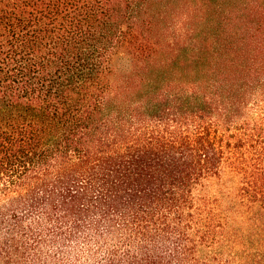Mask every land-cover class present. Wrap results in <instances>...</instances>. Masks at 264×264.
I'll list each match as a JSON object with an SVG mask.
<instances>
[{
  "label": "trees",
  "instance_id": "1",
  "mask_svg": "<svg viewBox=\"0 0 264 264\" xmlns=\"http://www.w3.org/2000/svg\"><path fill=\"white\" fill-rule=\"evenodd\" d=\"M192 1L0 0V264H264V0Z\"/></svg>",
  "mask_w": 264,
  "mask_h": 264
},
{
  "label": "rangeland",
  "instance_id": "2",
  "mask_svg": "<svg viewBox=\"0 0 264 264\" xmlns=\"http://www.w3.org/2000/svg\"><path fill=\"white\" fill-rule=\"evenodd\" d=\"M190 1L192 0H167V3L171 9H174V8H180L186 2H190ZM201 1L205 2V4L209 7V10L205 14H202V15L199 13V16L197 15L194 21L199 25V28H200L199 38L204 39V38H207V36L208 37L214 36V0H193L192 2H201ZM213 64H210V61L207 57V59H204L202 60V62L199 63V66L196 67L195 70H209V67H212V68L214 67ZM116 65L118 66L119 70H125V68L127 67V60L125 56H120L116 58ZM181 65L183 66V64ZM189 66H191V64H189ZM151 67H152V70H171L169 67L167 68V66L158 67L155 64Z\"/></svg>",
  "mask_w": 264,
  "mask_h": 264
}]
</instances>
